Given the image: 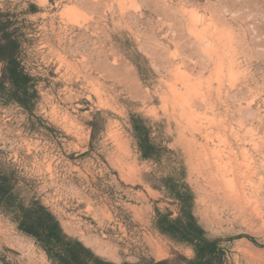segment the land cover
<instances>
[{
    "label": "rangeland",
    "instance_id": "1",
    "mask_svg": "<svg viewBox=\"0 0 264 264\" xmlns=\"http://www.w3.org/2000/svg\"><path fill=\"white\" fill-rule=\"evenodd\" d=\"M21 2L0 0L38 93L28 108L0 95L17 201L47 208L89 264H193L159 215L192 221L213 264H264V0H89L76 23L53 0ZM62 252L0 208V264H62Z\"/></svg>",
    "mask_w": 264,
    "mask_h": 264
},
{
    "label": "trees",
    "instance_id": "2",
    "mask_svg": "<svg viewBox=\"0 0 264 264\" xmlns=\"http://www.w3.org/2000/svg\"><path fill=\"white\" fill-rule=\"evenodd\" d=\"M14 24L9 19L0 22V63L2 64L0 83L4 84L2 97L28 108L29 103L38 93L34 89L33 77L21 65L19 53L20 42L12 31ZM139 147L143 158L152 159L155 147L149 137V131L141 121L135 128ZM12 175L0 169V208L10 213L19 228L27 235L37 239L48 251L63 249L58 255L62 264H89L88 258L93 257L91 252L81 243L71 241L62 232L59 222L52 213L40 203L24 206L14 196ZM159 230L178 242L191 245L195 248L197 260L193 264H213L207 260L212 255L213 244L206 240L201 230L192 221L182 219L169 220L168 217L159 215L157 222ZM58 258V259H59ZM165 264V262L152 263Z\"/></svg>",
    "mask_w": 264,
    "mask_h": 264
},
{
    "label": "snow or ice",
    "instance_id": "3",
    "mask_svg": "<svg viewBox=\"0 0 264 264\" xmlns=\"http://www.w3.org/2000/svg\"><path fill=\"white\" fill-rule=\"evenodd\" d=\"M21 6L23 7V0L21 2ZM89 6V0H80V3L78 5H72L71 7H66L64 4H57L55 3V0H53V3L51 4L52 8L57 9V14L61 17H64L66 20H70L72 23H76V20L71 19L74 15H83L81 12V9H87ZM49 0H37V3L31 4V10L33 12L35 11H43L46 9H49ZM60 9H63V11H60ZM4 84L0 83V95H2L4 91ZM254 102V101H253ZM264 103V101H262ZM262 111H264V108H262ZM179 142V141H178ZM146 180L150 181V178H146ZM187 255L191 256L192 251L189 249L187 251ZM165 264H192V261H182V260H174V261H164ZM101 264H105V262H101ZM107 264H111V262H107Z\"/></svg>",
    "mask_w": 264,
    "mask_h": 264
}]
</instances>
